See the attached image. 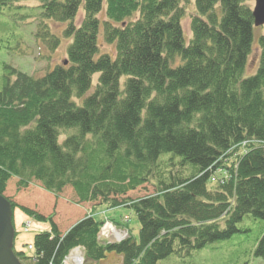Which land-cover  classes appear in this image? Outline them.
Masks as SVG:
<instances>
[{
	"label": "trees",
	"instance_id": "1",
	"mask_svg": "<svg viewBox=\"0 0 264 264\" xmlns=\"http://www.w3.org/2000/svg\"><path fill=\"white\" fill-rule=\"evenodd\" d=\"M37 1L43 18L68 22L67 63L39 77L4 65L0 194L11 177L54 193L70 186L80 202L111 207L152 180L156 190L126 197L138 241L128 234L100 244L102 222L91 216L63 235L50 222L34 235L32 255L15 251L23 264H63L75 246L84 248L83 264L108 253L121 264H157L230 238L246 215L264 221V35L256 72L242 77L254 42L252 0H191L192 15L184 0ZM39 27L47 36L46 23ZM100 28L116 57L99 53ZM253 255L264 260V231Z\"/></svg>",
	"mask_w": 264,
	"mask_h": 264
},
{
	"label": "rangeland",
	"instance_id": "2",
	"mask_svg": "<svg viewBox=\"0 0 264 264\" xmlns=\"http://www.w3.org/2000/svg\"><path fill=\"white\" fill-rule=\"evenodd\" d=\"M249 4L252 8L253 1H250ZM182 5L186 7L190 14L191 12L194 14L191 0H184ZM103 12L104 8L98 14L101 21L104 19ZM137 16L138 13H135L127 20L134 21ZM82 17L83 11L80 10L73 20L75 26L80 24ZM42 21L46 23L47 36L42 33V27H39ZM67 26L68 22L61 23L43 18L42 9L36 0H20L14 2L13 5L1 6L0 88L4 65H10L12 68L39 77L51 70L56 64H62L67 59L66 47L71 41L70 38L64 35ZM182 26L184 38L188 42L191 34L187 17L184 19ZM36 33L41 34L40 39ZM253 33L254 42L242 73L243 78L253 75L259 66L257 39L260 35H264V26L255 27ZM47 38L51 42L57 39L59 41L58 45L49 43V41H46ZM98 43L99 53H108L112 58L116 57L114 44L106 43L101 33L98 36ZM95 81L96 76L93 78V82ZM65 134V132H61L60 140ZM161 164H164V161ZM154 183L155 180H152L151 183H146L136 190L128 192L125 198L116 197L119 202H125L116 207L93 201L80 202L70 186L64 187L61 192L54 193L44 190L38 181L33 180L27 187L23 188L18 186L17 177H11L7 181L4 194L16 205L27 207L54 223L60 234H64L85 217L91 216L97 221L108 219L110 222L105 225V222L101 224L97 235L98 242L103 244L107 241L122 240L128 234H131L138 241L140 225L134 211L126 206L128 200L126 197L136 198L152 194L156 190ZM215 186L213 184L211 188H215ZM13 219L16 231L15 250L25 251L27 254L32 253L28 250V245L32 244L35 234L46 231L50 227L49 222H36L33 217L26 215L17 206L13 210ZM223 221V219L219 221L220 226L223 225ZM25 224L27 228H25ZM237 227L240 232L228 239L207 244L201 249L190 250L189 253L175 251L167 258L159 260L157 264H264L263 259L253 255L256 240L264 231V221L246 215L237 224ZM119 236L121 237L119 238ZM74 250H79L81 255L84 256L82 249ZM74 250L71 252L73 253ZM121 261V255L108 253L101 260V264H121ZM63 263L72 264L68 258L64 259Z\"/></svg>",
	"mask_w": 264,
	"mask_h": 264
},
{
	"label": "water",
	"instance_id": "3",
	"mask_svg": "<svg viewBox=\"0 0 264 264\" xmlns=\"http://www.w3.org/2000/svg\"><path fill=\"white\" fill-rule=\"evenodd\" d=\"M254 26L264 24V0H254ZM13 228L9 201L0 195V264H21L12 252Z\"/></svg>",
	"mask_w": 264,
	"mask_h": 264
},
{
	"label": "bare ground",
	"instance_id": "4",
	"mask_svg": "<svg viewBox=\"0 0 264 264\" xmlns=\"http://www.w3.org/2000/svg\"><path fill=\"white\" fill-rule=\"evenodd\" d=\"M37 1V0H36ZM39 7H40V3H39ZM260 53V52H259ZM258 62H259V60H258ZM261 144H264V142H260ZM246 144V140L244 141V144L243 145H245ZM255 145H259V142H256L255 143ZM121 236H119V238H120ZM123 240V239H122ZM121 240H119V242H120Z\"/></svg>",
	"mask_w": 264,
	"mask_h": 264
}]
</instances>
